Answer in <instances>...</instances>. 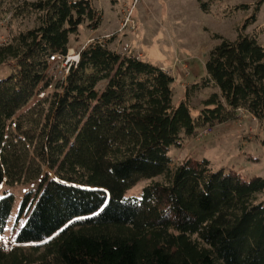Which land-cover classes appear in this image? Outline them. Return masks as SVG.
Segmentation results:
<instances>
[{
  "label": "trees",
  "instance_id": "1",
  "mask_svg": "<svg viewBox=\"0 0 264 264\" xmlns=\"http://www.w3.org/2000/svg\"><path fill=\"white\" fill-rule=\"evenodd\" d=\"M217 1L198 0L206 13ZM263 2L235 39L213 35L206 78L176 105L173 75L112 39L89 42L66 75H49L50 57L68 53L81 25L98 27L93 0H0L10 22L0 67L11 69L0 77V187L38 184L0 264H264V178L192 156L172 165L170 155L240 111L264 129V44L245 32ZM206 86L215 90L193 117L190 98ZM142 179L141 196L126 197ZM14 202L0 197V240Z\"/></svg>",
  "mask_w": 264,
  "mask_h": 264
},
{
  "label": "rangeland",
  "instance_id": "2",
  "mask_svg": "<svg viewBox=\"0 0 264 264\" xmlns=\"http://www.w3.org/2000/svg\"><path fill=\"white\" fill-rule=\"evenodd\" d=\"M258 1L219 0L212 3L210 13H206L200 8L198 0H93L100 14L99 25L97 28L87 23L81 25L78 33L71 36L68 54L78 55L91 41L105 42L112 39L111 47L123 54L138 56L161 68L173 69V101L177 105L185 98L188 87L206 78L207 55L220 43L213 35L235 39L239 26L251 16ZM240 4H249L252 8L249 11L234 10ZM24 24L31 26L30 21ZM9 27V16L0 18V43L8 38ZM245 32L257 35L264 44V2L256 21L248 24ZM60 71L57 64L53 63L49 75L58 78ZM10 72L9 66L0 67L1 78L7 77ZM214 90L213 86L201 87L191 96L193 117L199 114L202 101ZM170 155L173 158L172 165L192 156L198 160H209L214 170L233 168L244 176L258 175L264 178L263 123L240 111L234 120L201 128L194 137L186 139L181 148H172ZM45 171L49 172L47 169ZM149 182V179L140 180L126 191L125 196L140 197L143 187ZM37 188L38 184L0 187V197L9 192L15 198L3 238L13 246L18 245L15 235L27 213L26 209L15 222L24 194L28 189Z\"/></svg>",
  "mask_w": 264,
  "mask_h": 264
},
{
  "label": "built area",
  "instance_id": "3",
  "mask_svg": "<svg viewBox=\"0 0 264 264\" xmlns=\"http://www.w3.org/2000/svg\"><path fill=\"white\" fill-rule=\"evenodd\" d=\"M125 50H128L127 48ZM135 57V56H134ZM137 58H140L138 56H136ZM80 59V55L78 53V55L75 56H70L68 53L66 55H60V54H56L50 57V61L52 63L57 64V66L60 68V74L61 75H66L70 69V67L73 64H77L78 61ZM162 70L167 73V74H172L173 73V69L171 68H165L162 67ZM0 246L4 251H8L12 248L13 244L9 243L8 241L1 239L0 240Z\"/></svg>",
  "mask_w": 264,
  "mask_h": 264
},
{
  "label": "crops",
  "instance_id": "4",
  "mask_svg": "<svg viewBox=\"0 0 264 264\" xmlns=\"http://www.w3.org/2000/svg\"><path fill=\"white\" fill-rule=\"evenodd\" d=\"M161 67V66H160Z\"/></svg>",
  "mask_w": 264,
  "mask_h": 264
}]
</instances>
